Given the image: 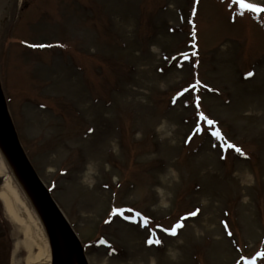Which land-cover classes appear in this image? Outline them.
I'll return each instance as SVG.
<instances>
[{
    "label": "rangeland",
    "instance_id": "1",
    "mask_svg": "<svg viewBox=\"0 0 264 264\" xmlns=\"http://www.w3.org/2000/svg\"><path fill=\"white\" fill-rule=\"evenodd\" d=\"M6 7L9 110L90 264H264V13L232 0ZM181 221L176 236L157 227ZM22 240L0 200V264H29Z\"/></svg>",
    "mask_w": 264,
    "mask_h": 264
},
{
    "label": "water",
    "instance_id": "2",
    "mask_svg": "<svg viewBox=\"0 0 264 264\" xmlns=\"http://www.w3.org/2000/svg\"><path fill=\"white\" fill-rule=\"evenodd\" d=\"M0 150L20 178L42 217L50 239L53 264H90L82 241L24 149L9 110L1 77Z\"/></svg>",
    "mask_w": 264,
    "mask_h": 264
},
{
    "label": "bare ground",
    "instance_id": "3",
    "mask_svg": "<svg viewBox=\"0 0 264 264\" xmlns=\"http://www.w3.org/2000/svg\"><path fill=\"white\" fill-rule=\"evenodd\" d=\"M0 200L8 219L18 228L29 252V264H53L50 239L29 193L0 150ZM35 252V253H34Z\"/></svg>",
    "mask_w": 264,
    "mask_h": 264
},
{
    "label": "snow or ice",
    "instance_id": "4",
    "mask_svg": "<svg viewBox=\"0 0 264 264\" xmlns=\"http://www.w3.org/2000/svg\"><path fill=\"white\" fill-rule=\"evenodd\" d=\"M197 3H199V0H197ZM232 3L239 6V8L241 10L240 11L241 16L244 15L245 11L251 12V13H264V6L253 4V3H248L247 0H232ZM33 46L35 47L36 45H33ZM45 46L46 45H39V47H45ZM252 75H254V73H251V72L248 73L249 77H251ZM197 85H199V81L197 82ZM197 85H193V88L197 87ZM200 86H203V85H200ZM185 91H187V89H185ZM181 95H183V93H181ZM196 107H197V109L200 108L199 97H197ZM198 118H199V120L204 121L209 126V128L215 129L214 131L211 132V135L214 136L218 141H225V144L228 148L234 149L237 153H239L241 155H245V153L243 152V150L240 147L236 146L235 144H231V143L227 142L226 137L223 135V133L220 131V129L218 127H216L217 123H218L217 121L210 119L202 111L198 112ZM203 131H204V129L202 127L197 126V128H196L197 133L203 132ZM127 211L132 212V209H128ZM113 214L114 215L119 214V215L123 216L124 211L117 209L114 211ZM198 214H199V211H196V212H193L191 215L195 216ZM135 215L137 217L141 216V214L139 212H136ZM125 219H128V217L125 216ZM142 220H143L142 226L147 228L148 225L150 224V221L147 218H142ZM157 227H159L162 232H165L170 236H176V235H178L179 230L184 227V223H183V221H181L180 223L176 224L174 227H171V228H165L162 225H157ZM228 234L232 235L231 232H229ZM104 243H106V242H104ZM161 243H162V241L159 238L148 240L149 245H152V244L160 245ZM258 256L260 258H264V250L260 251L258 253ZM241 259L243 260V264H256L255 258L249 260L247 257H242Z\"/></svg>",
    "mask_w": 264,
    "mask_h": 264
},
{
    "label": "flooded vegetation",
    "instance_id": "5",
    "mask_svg": "<svg viewBox=\"0 0 264 264\" xmlns=\"http://www.w3.org/2000/svg\"><path fill=\"white\" fill-rule=\"evenodd\" d=\"M31 0H6L8 10L12 9L14 6L19 8L20 11H25L30 6ZM12 11V10H9Z\"/></svg>",
    "mask_w": 264,
    "mask_h": 264
}]
</instances>
